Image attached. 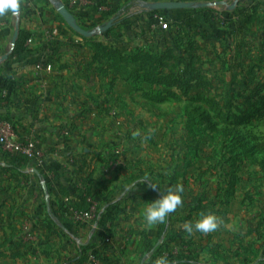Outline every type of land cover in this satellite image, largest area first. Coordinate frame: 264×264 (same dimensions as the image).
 I'll return each instance as SVG.
<instances>
[{"label": "rangeland", "instance_id": "1", "mask_svg": "<svg viewBox=\"0 0 264 264\" xmlns=\"http://www.w3.org/2000/svg\"><path fill=\"white\" fill-rule=\"evenodd\" d=\"M196 2L216 3L209 7L225 15L236 8L244 12L231 13L225 25L212 26L197 12L187 20L183 17L189 14L174 11L140 17L148 4L139 1L133 8L138 17L126 22L138 24V32L115 36L86 26L97 33L91 37L77 33L79 41L66 42L70 45L63 57L55 50L52 60L45 56L52 72L69 66L64 67L58 91L62 119L78 135L73 138L79 144L78 155L98 162L97 181L106 176L104 183L115 197L131 186L143 188L131 202L130 216L112 215L133 233L117 264H154L160 255L173 264H189L179 261V247L154 248L158 240L169 244L184 236L193 241L200 264L264 260V106L252 107L257 87L263 86L264 94V0ZM171 14L178 22L164 29L161 21ZM18 21L14 15L5 54L11 50ZM93 41L113 47V57L104 58ZM9 122L16 128L14 121ZM151 182L162 188L181 184L184 191L182 206L165 223L148 229L143 208L161 195ZM11 201L0 196L6 213L16 206ZM17 203L18 208L24 206ZM206 210L219 217L217 230L186 233L183 223ZM16 214L20 218L11 213V223L0 225V234L7 227L12 235V242H0V264H73L68 247L72 241L52 235L53 241L42 243L40 230L28 229V215ZM112 239L115 243L114 235ZM91 240L92 235L82 244L78 259L85 251L89 260L84 264H110L90 259ZM4 252H11V257L2 256Z\"/></svg>", "mask_w": 264, "mask_h": 264}, {"label": "crops", "instance_id": "2", "mask_svg": "<svg viewBox=\"0 0 264 264\" xmlns=\"http://www.w3.org/2000/svg\"><path fill=\"white\" fill-rule=\"evenodd\" d=\"M139 1L149 4L167 0H23L19 14L20 35L17 46L22 50L31 51L34 56L30 61L14 63L10 55L8 59L0 62V96H3L4 88L8 90L0 105V115L14 121L16 130L20 134L27 133L33 136L37 140L38 149L36 158L27 157L18 164L14 159L9 161L2 159L3 149L0 146V196L16 202L15 207L9 206L8 213H6L7 206H0V225L11 223V213L15 216L16 212H25L29 220L28 229L40 230L42 243L53 241L55 236L72 241V246L68 247L73 253V264H78L77 255L81 251V246L87 238L89 241L91 235V241L94 243L91 244L92 250L101 246L98 235L104 229L113 232L115 243L110 244L109 249L101 251L110 258L108 261L110 264L118 263L117 258L128 247L133 233L130 227L117 223L116 218L111 221L110 216L122 213L127 217L130 216L131 202L137 200V195L143 188L131 186L122 190L119 197H115V194L109 191V183H104L107 181L106 176L101 178L100 182L97 181L101 171L98 162L78 155L79 144L73 141L78 135L75 131L69 130L68 123L62 119L65 114H63V105L59 102L58 91L64 83V67L67 68L68 65L55 69L43 84L34 67V57L44 54L53 59V50L60 52L63 57L70 45L66 42L79 41L77 34L65 20L57 18L58 15L61 16L58 13L60 3L67 6L81 26L95 22L96 26L100 27L99 21L106 18L102 12H107L110 4L121 5L133 2L136 6ZM183 1L196 2V0ZM133 8L134 6L131 7L130 12L138 16V11ZM14 15L8 13L2 16L0 21V59L5 54L6 40L11 36V21ZM129 28L130 26H127L128 30ZM53 29H58L59 32L53 33ZM128 33H131L130 30ZM27 35L32 36L33 41L23 49L19 41ZM59 61L63 64L67 63L62 61V58ZM64 131L68 134L64 135ZM2 165L7 166L9 170L4 169ZM79 179L85 183L86 179H90L98 204V216L85 228L80 227L79 223L66 215L68 198L63 199L64 196L60 193L61 188H65L71 200L76 205H81L82 198L77 191L83 185L80 184ZM47 181L54 186L52 192L48 189ZM17 200L24 204L22 208H18ZM115 202H118V205H115ZM61 207L65 211L60 209ZM115 210L120 211L114 213ZM19 216L17 215L16 218H20ZM0 235V242L12 238L7 227ZM10 241L12 242V239ZM124 241L125 248H118V245ZM112 245L115 246L114 249ZM10 254L11 252H4L2 256L9 258ZM64 257L62 254L59 255L62 260Z\"/></svg>", "mask_w": 264, "mask_h": 264}, {"label": "trees", "instance_id": "3", "mask_svg": "<svg viewBox=\"0 0 264 264\" xmlns=\"http://www.w3.org/2000/svg\"><path fill=\"white\" fill-rule=\"evenodd\" d=\"M181 1H183V0H181ZM132 6H135V4L133 2H127V3L121 4V5L110 4L109 10L107 12H102V15L106 17L105 21L113 18L114 22H113V25L110 28H108L104 33L116 36L120 33L122 34V32L128 33L129 30H130L131 34L138 32V30H139L137 27L138 24H136V23L134 24L133 22H130L129 30L127 29V26H126L127 21H131L132 18H135L137 16L135 13L130 12V9ZM170 11H174L175 15H179L180 13L189 14L188 18L183 17L184 20L189 19L190 17H192L193 14L195 15V12L200 13L204 16V18L207 22L212 24V26H216L220 22H223V24L225 25L227 23L226 19L231 18V13L242 14L244 12V11H242V13L237 12L238 8H236V9L231 10L230 15L227 14L228 15L227 16L223 13L216 11L213 8H210L209 6H206V7L174 9V10L145 9L143 11V13L140 14V17L145 18V16H147L148 18H152L157 14L162 15V14H166ZM169 16L170 17L172 16V17L168 18L169 19L168 27L170 26V24H173L174 22L175 23L178 22V19H175V17L172 14ZM57 18H59L60 20L63 21L61 16L58 15ZM102 24H104V23H102ZM96 25L97 24L95 22H92L91 24H88V25H82V27L85 28L86 26H89V28H90V27L96 26ZM85 29H87V28H85ZM93 43H94V41H93ZM94 46L103 54V57L107 58L108 60H110L113 57V54L115 53V49L113 47H108V46H105L101 43H94ZM33 56H34V54L31 51H25V50L20 49L19 46H16V48L14 49V51L10 57L12 58L13 62L15 63V62L30 61L33 58ZM37 56L38 55H36L34 57V59ZM174 85L178 86L177 84H174ZM262 88H263V86L257 87L256 93H255L256 99L252 103V107L264 106V94H262ZM4 98L5 97L0 96V105H1L2 101L4 100ZM0 120L11 121L10 118H8L6 116H1V115H0ZM15 130H16V128H15ZM26 158H27L26 155H23L20 153L11 154L10 152L3 150L2 159L6 160V161H9L10 159H14V160H17V162L19 164L23 160H25ZM2 167L4 169L9 170V168L7 166L2 165ZM47 183H48L49 191L52 192L54 186H52L50 181H47ZM77 192L79 193V195L82 198V204L81 205L80 204L76 205L71 200L69 193H67V190L65 188H61V191H60V193L64 196L63 199L68 198V201H67L68 206L70 205V206H72V207H74L80 211H85L87 209V205H88V201H87L88 197L94 195L92 186L90 185V179L89 180L87 179V183L84 184V186L80 187ZM114 204L118 205V202H115ZM60 209H62V207ZM62 210L65 211V209H62ZM118 211H120V210H115L114 213H116ZM97 216H98V214H96V217ZM48 217H49V215H48ZM96 217H95V219H96ZM113 219H114V217L110 216V220L113 221ZM98 236H99V239H100V242L102 243V245L97 247V248L94 247L92 252L96 256V258L100 259L101 262H105L106 260H109L110 258L105 254H101V253H103V251H101V250L110 248V243L106 242V238L107 237H113V232L110 229H104L103 231H101L99 233ZM192 244H193V241L189 237L185 236L184 238H181V239L179 238V240H175V238H174V240L172 239V242L169 244L166 242V239L165 240H158L154 244L155 245L154 248H156V250L160 251L163 246H168L171 249H175L176 247H179L178 251H179L180 256L178 257V259H181L179 261H182L183 259H185L183 261H185L186 263L200 264L199 260L197 259V253H196L197 250L195 251V248L193 249ZM16 253L18 255V252H16ZM16 253L14 255H16ZM191 255H193V256H191ZM88 260H89L88 253L83 251L82 257L79 258L77 261H78V264H84V262H87ZM170 264H173V263L170 262ZM256 264H264V260H261V261L257 262Z\"/></svg>", "mask_w": 264, "mask_h": 264}, {"label": "clouds", "instance_id": "4", "mask_svg": "<svg viewBox=\"0 0 264 264\" xmlns=\"http://www.w3.org/2000/svg\"><path fill=\"white\" fill-rule=\"evenodd\" d=\"M23 0H0V16L8 13L16 14L20 11ZM153 190L158 188L161 195L145 205L142 211L143 222L146 228L151 229L157 224H163L171 213H174L183 204L181 184L169 185L162 188L159 183H150ZM220 226L219 217L210 210L202 211L195 220H187L183 223V230L191 235L194 231L200 233L215 232ZM154 264H170L167 256L160 255L154 260Z\"/></svg>", "mask_w": 264, "mask_h": 264}, {"label": "built area", "instance_id": "5", "mask_svg": "<svg viewBox=\"0 0 264 264\" xmlns=\"http://www.w3.org/2000/svg\"><path fill=\"white\" fill-rule=\"evenodd\" d=\"M2 18V16H0ZM161 24L164 29L168 28L169 19L166 21H161ZM53 33L59 32L58 29H53ZM33 38L32 36H26L22 41H19V44L22 45L23 49H26L27 46L32 43ZM46 55L39 54L36 57V61L34 62V67L36 71L41 76V82L45 84V80L47 76L52 73L53 66L52 63L45 58ZM3 97L8 94V90L4 88ZM64 135H67L68 132L64 131ZM0 146L4 151H8L11 154H23L30 158H36L38 156V149H37V140L31 136L30 134L23 133L20 134L15 128L13 127L12 123L6 120H0ZM94 195L88 197V205L85 211H80L72 206L66 207V215L69 216L72 220L76 223H89L94 217V213L97 208V201L94 200ZM95 218V217H94ZM112 237H107L106 242L112 243ZM176 247L175 249H177ZM90 259L97 260L96 256L91 254Z\"/></svg>", "mask_w": 264, "mask_h": 264}, {"label": "water", "instance_id": "6", "mask_svg": "<svg viewBox=\"0 0 264 264\" xmlns=\"http://www.w3.org/2000/svg\"><path fill=\"white\" fill-rule=\"evenodd\" d=\"M225 2H218L217 4H224ZM216 3H210V2H195V1H181V0H175V1H155L152 3H149L147 5L148 8L152 10H174V9H186V8H196V7H206L211 6ZM234 5L232 6V8ZM58 13L61 15V17L65 20L67 25L74 30L75 33H78L84 37H91L94 34L97 33L95 30H88L83 28L80 23L78 22L76 16L67 8V6L64 3H60L58 5ZM20 11L16 13L15 15L19 16ZM114 19H110L105 25L100 26L98 28L99 32H104L108 28H110L113 25ZM20 35V23L19 21L16 23V29L15 33L12 38V47L9 53L2 56L0 59L1 61H4L9 58V56L13 53L14 49L17 46L18 39ZM47 200L49 198L47 197Z\"/></svg>", "mask_w": 264, "mask_h": 264}]
</instances>
